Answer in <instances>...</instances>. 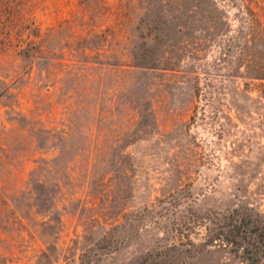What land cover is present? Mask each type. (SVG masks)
I'll list each match as a JSON object with an SVG mask.
<instances>
[{"label":"rangeland","instance_id":"374dc122","mask_svg":"<svg viewBox=\"0 0 264 264\" xmlns=\"http://www.w3.org/2000/svg\"><path fill=\"white\" fill-rule=\"evenodd\" d=\"M262 84L264 0H0V264H264Z\"/></svg>","mask_w":264,"mask_h":264},{"label":"trees","instance_id":"16d2710c","mask_svg":"<svg viewBox=\"0 0 264 264\" xmlns=\"http://www.w3.org/2000/svg\"><path fill=\"white\" fill-rule=\"evenodd\" d=\"M245 8L249 7L245 5ZM262 85L264 86V84ZM249 87L251 86L249 85ZM207 231L209 233L207 244L213 245L215 242H220L219 244L231 245L234 248L243 246L246 251L255 256H258L262 252V247H264L262 215L250 208H246L242 212L233 210L225 214L218 218L214 225H208ZM238 237H241L243 242L237 241Z\"/></svg>","mask_w":264,"mask_h":264}]
</instances>
